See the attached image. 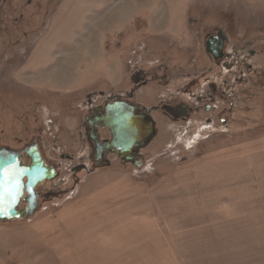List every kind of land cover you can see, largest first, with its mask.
I'll list each match as a JSON object with an SVG mask.
<instances>
[{
    "label": "rangeland",
    "instance_id": "obj_1",
    "mask_svg": "<svg viewBox=\"0 0 264 264\" xmlns=\"http://www.w3.org/2000/svg\"><path fill=\"white\" fill-rule=\"evenodd\" d=\"M35 13L40 18L35 61L0 65V111L5 108L0 147L15 150L16 138L28 141L43 133L46 156L56 157L62 168L57 179L43 185L46 196L33 217L0 223V264H231L185 259L182 246L214 245L196 242L206 230L187 221V209L264 205V87L244 88L246 98L256 97L244 106L241 128H209L199 121L189 131L157 117L158 135L142 151V168L114 159L106 169L91 165L74 176L70 170L80 157L89 163L78 137L89 91L118 88L133 69L130 61L156 62L152 53H143L146 47L173 60L155 40L174 43L176 59L194 51L189 14L224 22L238 40L264 38V0H51L46 14L37 4ZM182 35L187 41L178 39ZM258 48L264 52V43ZM29 93L36 107L28 113ZM17 106V114H6ZM62 155L69 158L61 160ZM261 230L252 239L257 245L243 244L245 236L234 240L238 246H258L264 264ZM213 237L224 244L219 234ZM251 263L257 262L237 264Z\"/></svg>",
    "mask_w": 264,
    "mask_h": 264
},
{
    "label": "flooded vegetation",
    "instance_id": "obj_2",
    "mask_svg": "<svg viewBox=\"0 0 264 264\" xmlns=\"http://www.w3.org/2000/svg\"><path fill=\"white\" fill-rule=\"evenodd\" d=\"M21 2L0 0V65L2 62L16 64L27 58L28 62L35 61V24L36 20L40 21V18H36V4L41 6L46 14L51 0ZM43 17L42 29L46 26V15ZM187 20L194 36L189 47L194 46V51H190L181 60L176 59L178 51L170 47L174 46V43L169 45L155 40L153 42L161 46L160 51L167 49L172 53L170 55L173 60L164 58L157 49L150 51L146 47L148 51L143 53H152V57L157 59L156 62L142 64L130 61L129 66L133 69L126 74L118 88L110 87L108 90L89 91L86 94V114L78 137L85 151H88L89 163L87 160L84 163V159L80 157L78 164L70 170L73 176L79 172H87L91 165L96 170L109 168L114 159L137 169L145 165L142 151L146 148H133L130 153L123 154L119 147L125 148L129 144H121L115 139L110 128L105 127V117L108 113L118 111L119 107L125 108L128 123L133 119L141 122L144 117L151 118L156 129L153 141L158 135L157 117L173 125L182 124L181 128L186 126L189 131L199 121H203L209 128L237 129L243 126L244 106L250 100L249 97H256L250 93L246 98L244 88L264 87V52L258 48L260 42L264 43V38L259 37L249 42L242 38L238 40L231 36L224 22H206L198 13L189 14ZM180 38L184 36H179L178 39ZM100 98L102 101H98ZM27 105L28 113L36 107L34 94L28 97ZM128 107L133 109V115ZM20 109L21 106H17L6 114H17ZM4 110L5 108L0 113L4 114ZM25 127L27 131L30 129L29 124ZM16 141L18 147L15 150L21 153L23 166H29L31 160L22 151L37 149L44 162L55 169L57 179L62 166L56 157L46 156L43 133L30 137L28 141L20 138H16ZM65 158L69 157H60L61 160ZM53 181H46L36 188L40 198L46 196V186L43 185ZM22 206L26 207L25 204Z\"/></svg>",
    "mask_w": 264,
    "mask_h": 264
},
{
    "label": "water",
    "instance_id": "obj_3",
    "mask_svg": "<svg viewBox=\"0 0 264 264\" xmlns=\"http://www.w3.org/2000/svg\"><path fill=\"white\" fill-rule=\"evenodd\" d=\"M127 109L133 115V109ZM105 119V127L110 128L115 139L121 144H129L125 148L119 147L123 154L130 153L133 148H147L156 136L155 123L151 118L144 117L141 122L133 119L128 123L125 108L119 107L118 111L108 113ZM22 153L30 158L29 166L21 164L20 152L9 147H0V197H3L0 201V223L23 221L33 217L41 207L36 188L46 181H53L57 176L55 169L44 162L37 149H25ZM8 167L14 171L5 177L4 170ZM9 192L11 196L8 195ZM24 204L26 207L21 209Z\"/></svg>",
    "mask_w": 264,
    "mask_h": 264
},
{
    "label": "crops",
    "instance_id": "obj_4",
    "mask_svg": "<svg viewBox=\"0 0 264 264\" xmlns=\"http://www.w3.org/2000/svg\"><path fill=\"white\" fill-rule=\"evenodd\" d=\"M188 208L187 211L189 215L187 216V221L196 222L199 226L201 225L200 227L206 230L199 231L201 232V236L197 238L201 241L196 242L214 245L201 248L195 246L196 248L193 249L191 245L182 246L181 253L184 255L185 259H192L195 261L228 259V261L231 260V264H237L244 259H255L257 262L256 264H261V255L259 254L258 246H255V248L253 246L250 248L238 246L234 239L236 236H245L247 242H243V244L257 245V242L253 243L252 239L263 232L261 229H264V205L257 203L234 205L203 204L191 205L188 206ZM223 223H230V226L223 225ZM232 223L233 225H231ZM2 228L4 227L0 226V232H3ZM185 232L187 235L192 233V231ZM216 233L222 236V240H224L223 245L219 246L217 243H214L217 238L213 237V235H217ZM187 239L191 238L188 237ZM254 254L256 256H254ZM262 257L264 258V255ZM211 264L214 263L211 262Z\"/></svg>",
    "mask_w": 264,
    "mask_h": 264
},
{
    "label": "snow or ice",
    "instance_id": "obj_5",
    "mask_svg": "<svg viewBox=\"0 0 264 264\" xmlns=\"http://www.w3.org/2000/svg\"><path fill=\"white\" fill-rule=\"evenodd\" d=\"M13 171H14V170H13L11 167L6 168V169L4 170V175H5V177H7V176H8L9 174H11ZM8 195L11 196V192H9ZM12 198L14 199L15 197H12ZM2 200H3V197H0V201H2Z\"/></svg>",
    "mask_w": 264,
    "mask_h": 264
}]
</instances>
